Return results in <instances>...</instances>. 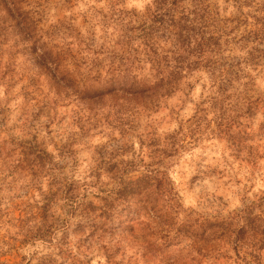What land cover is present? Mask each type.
I'll return each mask as SVG.
<instances>
[{
    "label": "clouds",
    "instance_id": "clouds-1",
    "mask_svg": "<svg viewBox=\"0 0 264 264\" xmlns=\"http://www.w3.org/2000/svg\"><path fill=\"white\" fill-rule=\"evenodd\" d=\"M4 2L0 264H264V0Z\"/></svg>",
    "mask_w": 264,
    "mask_h": 264
},
{
    "label": "trees",
    "instance_id": "trees-1",
    "mask_svg": "<svg viewBox=\"0 0 264 264\" xmlns=\"http://www.w3.org/2000/svg\"><path fill=\"white\" fill-rule=\"evenodd\" d=\"M0 4H3L5 9L7 10V16L4 18V30H8L12 27V23H15V26L18 30V33L22 35V39H26L27 36L23 35L25 32V29L21 27V24L23 23V19L17 17L11 10L7 9V4L4 2V0H0ZM163 24V20L161 19L160 21ZM38 50L36 48L32 49V59L34 61V64L39 68L42 69L43 71H46L48 73L51 72V69L48 68L47 62L49 60V57L46 52H37ZM117 78V77H116ZM120 78H117L119 80ZM121 81V80H119ZM126 80H122L121 82H113L110 84L104 92H100L97 94V96H93L92 98L99 99L105 95H117V93H123V94H139L143 91V89L140 88H134L135 84L125 82ZM93 100V101H94ZM97 101V100H96Z\"/></svg>",
    "mask_w": 264,
    "mask_h": 264
},
{
    "label": "rangeland",
    "instance_id": "rangeland-1",
    "mask_svg": "<svg viewBox=\"0 0 264 264\" xmlns=\"http://www.w3.org/2000/svg\"><path fill=\"white\" fill-rule=\"evenodd\" d=\"M12 30V32L14 34H19L18 30L15 26V23H12V27L10 28ZM9 30V29H8ZM7 31V30H6ZM38 52V51H37ZM42 52V51H39ZM41 72H46L43 71L42 69H39ZM48 73V72H47ZM119 80H124V79H119ZM117 80L116 77H112L106 81H104L102 84H100L99 86L97 85H89L88 87H86L83 92H82V99L85 102L88 103H95L97 99H93V96H97L98 93L100 92H104V90L113 82H117V84H119L118 82H121ZM126 82V81H125ZM128 82V81H127ZM134 88H140L137 85H134ZM142 89V88H140ZM126 94L123 93H117V95H112L113 97H119V96H123ZM94 100V101H93ZM148 185V181L147 180H142L137 182L136 184H130L128 186H126L120 193H119V199L128 204L129 206L127 208L124 209V211H126L129 215H132L134 212V208L133 205L136 204L137 202H139V200L142 198V194L145 190V188Z\"/></svg>",
    "mask_w": 264,
    "mask_h": 264
}]
</instances>
